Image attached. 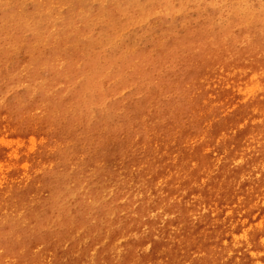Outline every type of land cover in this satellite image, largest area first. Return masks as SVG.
<instances>
[{
	"label": "rangeland",
	"instance_id": "1",
	"mask_svg": "<svg viewBox=\"0 0 264 264\" xmlns=\"http://www.w3.org/2000/svg\"><path fill=\"white\" fill-rule=\"evenodd\" d=\"M7 2L11 7L5 10L0 0V249L11 250L13 256L0 252V264H19L14 259L20 253L28 255L22 264H45L42 249L26 247L30 238L13 225L10 228L8 220L14 217L9 206L18 187L40 175L49 157L60 155L61 150L71 151L70 144L82 137L94 138V132L87 134L91 128L124 125L130 120V129L137 136L131 141L164 140L180 150L188 164L176 165L181 175L172 180L173 190L194 179L197 167L204 168L223 141L231 146L238 137L242 146H250L251 140L243 133L253 122L238 118L237 112L258 95L257 78L242 72L231 76L237 72L232 69L236 59L245 54V41L239 42L242 51L233 49L244 32L239 20L249 22L263 14L264 0ZM205 35L223 43L228 61L218 70L224 84L217 95L194 100L191 87L189 94L183 92L185 86L194 84L184 69L191 68V74L198 71L199 47L190 55L184 52L178 60L179 52L167 49L179 41L197 44ZM129 48L136 50L138 63L130 70L125 68L126 74L117 82H105L102 88L76 83L84 72H93L92 68L119 63L118 58ZM59 64H64L63 69L57 70ZM30 67L42 70H28ZM234 83L239 86L237 93ZM22 84L28 87L21 88ZM97 99L101 100L95 104ZM170 115L175 118L172 128L167 125ZM112 136L117 139L121 133ZM213 202L220 203L219 197L214 195ZM232 205L223 208L227 217ZM76 208L71 204L68 212L73 215ZM87 215L101 217L102 208H89ZM247 220L245 223V215L238 231L229 235L240 238L264 233V202L253 206ZM145 225L151 226V221ZM217 229L211 224L200 234ZM47 232L41 230L44 235ZM238 238L231 240L230 247L232 254L242 257L237 264H264V241L257 238L252 244ZM133 240L132 235L126 239V249L134 247Z\"/></svg>",
	"mask_w": 264,
	"mask_h": 264
},
{
	"label": "bare ground",
	"instance_id": "2",
	"mask_svg": "<svg viewBox=\"0 0 264 264\" xmlns=\"http://www.w3.org/2000/svg\"><path fill=\"white\" fill-rule=\"evenodd\" d=\"M253 19L239 20L244 32L233 50L242 51L239 42L245 41V54L235 61L232 69L237 72H231L233 77L242 72L257 78L258 95L237 112L238 118L253 122L243 133L251 140L250 146H242L238 137L231 146L223 141L214 158L204 168L197 167L194 179L173 190L172 180L188 164L180 150L164 140L131 141L137 136L130 120L124 125L91 128L87 134L94 132V138L82 137L70 144L71 151L49 157L40 175L18 187L9 206L14 218L8 222L10 228L13 225L30 238L26 247L41 248L45 264H237L242 260L230 248L231 240L239 235L229 233L238 231L239 221L246 215V223L253 206L264 202V13ZM196 43L179 41L167 51L179 52L178 60L199 47L198 71L191 74V68L184 69L194 84L185 86L183 92L189 94L191 87L194 100H201L217 95L224 84L218 70L226 65L228 53L220 40L212 41L208 35ZM158 64L162 66L163 61ZM232 86L237 93L239 86ZM167 125H175L173 115ZM115 133L121 137L113 138ZM214 195L220 203H211ZM71 204L77 206L73 215L68 212ZM230 204L232 213L227 217L223 208ZM95 206L102 208L101 217L87 215ZM147 220L151 226L145 225ZM211 224L218 226L215 232L200 234ZM44 229H48L45 235ZM130 235L134 247L126 249ZM244 238L256 244L257 238L264 241V233L238 239ZM0 252L13 256L4 247ZM27 256L20 253L14 260L22 264Z\"/></svg>",
	"mask_w": 264,
	"mask_h": 264
},
{
	"label": "clouds",
	"instance_id": "3",
	"mask_svg": "<svg viewBox=\"0 0 264 264\" xmlns=\"http://www.w3.org/2000/svg\"><path fill=\"white\" fill-rule=\"evenodd\" d=\"M11 7L10 2H7V0H3V8L5 10L9 9ZM146 22V21H145ZM121 36H123V33H121ZM136 50L134 48L127 49L124 54L118 58L119 63H114L112 65H109L103 69L96 70L93 72H84L83 75L80 76V78L76 81L77 84L81 83L82 81L87 83H94L98 87L102 88L105 84V82H112L115 83L118 80H120L126 73L125 68L131 69V66L138 63V61L135 59ZM64 64H59L57 70L63 69ZM80 66L77 65V68ZM28 70H42V69H34L33 67L28 68ZM37 83H43L42 81H38ZM21 88L28 87L27 84L20 85ZM35 94V92H33ZM51 94V93H49ZM123 93H121L122 95ZM3 103V100L0 99V104ZM39 114V111L37 113Z\"/></svg>",
	"mask_w": 264,
	"mask_h": 264
}]
</instances>
